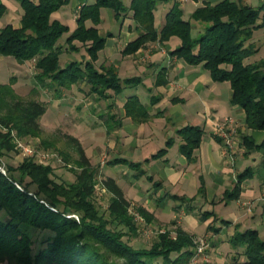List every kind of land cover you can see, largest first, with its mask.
<instances>
[{
    "label": "trees",
    "instance_id": "trees-1",
    "mask_svg": "<svg viewBox=\"0 0 264 264\" xmlns=\"http://www.w3.org/2000/svg\"><path fill=\"white\" fill-rule=\"evenodd\" d=\"M17 1L24 11L21 27L7 25L0 29V55L12 57L19 64L34 61L39 87L32 89L30 96H21L13 88L14 77L7 84L0 83L1 156L16 147L13 131L21 138L41 139L40 120L47 111V104L36 98L41 88L61 95L63 90L83 81L91 94L106 99L109 91L120 95L142 83L138 77L122 80L113 66L96 65L106 44V37L98 29L103 8L111 9L117 19L131 14L134 20L139 36L126 45L123 55H133L147 43L165 45L172 37L179 38L180 46L169 50V56L191 66L202 65L214 82H229L232 103L244 110L247 128L264 130V1L257 7L243 0L205 4L196 8L188 19L175 1L165 15L163 26L157 30L154 11L158 4L169 0H132L130 6L124 0H95L80 8L77 28L71 33L67 25L52 19L53 13L71 0ZM6 11V6L0 4V19ZM88 21L93 26L88 27ZM194 23L203 27L198 35H194ZM68 33L65 44L61 45ZM111 36L112 33L107 34ZM76 43L84 46L87 55L81 61H70L61 67V55L65 51L80 52ZM159 100L152 99L148 107L139 96L132 95L124 104L126 116L145 123L151 119V109ZM177 134L182 138L180 152L191 159L200 147L203 129L186 126ZM69 138L76 146L79 155L76 167L80 168L79 172L72 169L76 175L71 183L55 181L54 168L33 158L22 161L17 168L7 167L6 175L0 171V212L6 213V218L0 219V264H190L196 251L195 237L180 227L175 229L174 236L170 232L159 233L150 248H134L124 240L138 232V224L130 213L131 202L115 179L97 180V169L82 145L76 138ZM172 142L170 139L168 144ZM244 143L248 148L264 150V140L256 145L246 136ZM41 144L51 146L42 139ZM166 152L163 149L153 158ZM109 164L138 166L125 159ZM253 174L252 170L241 173L234 189L225 195L226 201L236 199L242 182ZM98 183L110 195L103 213L94 198ZM136 211L147 223L153 222V214L145 208L137 207ZM71 215H77L79 221ZM31 229L46 236L36 251ZM231 243L234 248L246 245L242 253L245 264H264V240L257 230L237 232Z\"/></svg>",
    "mask_w": 264,
    "mask_h": 264
},
{
    "label": "crops",
    "instance_id": "crops-1",
    "mask_svg": "<svg viewBox=\"0 0 264 264\" xmlns=\"http://www.w3.org/2000/svg\"><path fill=\"white\" fill-rule=\"evenodd\" d=\"M131 1L124 0L127 6ZM175 1L180 3L184 17L188 19L196 8L205 4L215 5L222 0L162 2L154 11L157 30L163 26L165 15ZM263 1L243 0L252 7ZM94 2L71 0L53 13L52 19L67 25L71 33L77 28L78 7ZM0 4L7 8L0 19V29L7 25L20 28L24 14L20 3L17 0H0ZM87 26H93L92 22L88 21ZM193 27L194 35L203 31L198 23ZM98 29L99 34L106 37L105 48L99 52L96 62L98 68L113 66L122 80L138 77L142 83L125 89L120 95L109 91V97L105 99L91 94L87 83L81 81L71 89L63 90L61 95L41 88V96L48 95L50 99H37L50 103L46 113L61 107L67 97L68 106L74 99L85 103L82 112L85 117H90L93 128H96L90 130L89 135L93 138L90 136L88 145H97L96 150H87L86 156L96 162L102 155L107 158L103 178L115 179L132 207L145 208L159 222L172 220L175 228L180 227L196 240H208L206 264H245L242 253L246 245L234 248L231 240L235 233L250 229L257 230L264 240V150L248 148L244 137H250L259 145L264 140V130L247 128L244 110L232 103L229 82H214L202 65L191 66L169 56V50L180 46L179 38L172 37L165 45L147 43L137 53L125 56L122 52L126 45L139 36L131 14L117 19L111 9L103 8ZM70 33L63 36L61 45L65 44ZM108 33L112 36L107 37ZM76 44L79 47V43ZM86 55L85 48L78 53L65 51L61 57L66 56L68 61L62 64L60 60L61 67L70 61H81ZM3 57L0 55L2 62ZM30 62L16 64L25 67ZM37 73L36 69L30 90L39 87ZM14 76L15 73L12 74ZM17 81L20 83V79ZM132 95L139 96L148 107H151L152 99L160 98L151 109L149 121L137 123L126 116L124 104ZM85 117L81 120L89 126L90 122H86ZM228 118L234 121L228 129L225 127L227 132L233 130L232 148L218 132ZM186 126H198L204 131L200 147L191 159L179 150L182 138L177 131ZM170 139L173 141L171 145L168 144ZM163 149L167 150L164 156L153 158ZM119 159L138 166L109 164ZM247 170H252L253 176L242 182L236 199L226 201L225 195L234 189L238 176ZM206 213L210 216H205Z\"/></svg>",
    "mask_w": 264,
    "mask_h": 264
},
{
    "label": "rangeland",
    "instance_id": "rangeland-1",
    "mask_svg": "<svg viewBox=\"0 0 264 264\" xmlns=\"http://www.w3.org/2000/svg\"><path fill=\"white\" fill-rule=\"evenodd\" d=\"M79 12V9H77ZM78 17V14H77ZM261 40V39H259ZM63 40H61L62 42ZM80 49L83 50L84 46L80 43L78 44ZM3 62L0 61V83L7 84L12 78V74L15 73V83L13 88L16 90L18 94L21 96H25L26 94H30L32 90L31 87L33 85V78L35 77L36 68L35 62L31 61L30 63H26L25 67H19L16 64V60L12 57H3ZM64 61H68L66 56L61 57V63L63 64ZM17 70V71H16ZM33 76V77H32ZM20 79V83L17 81ZM46 93V92H45ZM69 94V93H68ZM66 94V96H68ZM27 96V95H26ZM30 96V95H29ZM28 96V97H29ZM41 97L45 100H49L50 97L41 96L39 93L36 98L41 99ZM72 98V97H69ZM80 98H82L80 96ZM65 102V103H64ZM61 107H58L52 110L51 112L46 113L42 116L40 120V126L42 129V140H46L48 142L49 147H45V145L41 144V139L28 137V138H21L17 135L16 131L12 132L13 143L16 145L14 150L7 152L5 156L0 155V161L2 166L5 167L7 171V167L17 168L22 163V161L26 160L27 158H33L35 162L44 164V165H51L54 168V176L53 178L57 182L66 181L71 183L75 180L76 173L72 171V169L80 171V168L76 167L77 160L79 159V155L76 149L75 144L71 141L69 137L76 138L80 144L82 145L85 153L87 154V150H96V144L90 146L88 145L91 139L93 138L91 135V131L93 129L92 120L90 117L87 118L82 112V105L84 106L85 103H82L81 100L74 99L73 102L68 106V97L64 101ZM46 104L49 106L50 103L46 101ZM103 105V104H101ZM79 107L78 109H76ZM85 117L86 122H90L89 126L85 124L81 120V118ZM90 119V120H88ZM91 130V131H90ZM91 136V139H90ZM23 143L28 147H32L36 154L32 156L31 154H26L22 148L18 147V143ZM92 147V148H91ZM88 151V152H89ZM48 153L50 154L49 159H44L42 156L43 154ZM100 158L98 162L96 160H92L94 164H92L97 169V180L100 182L103 177V166L106 164L108 165L107 158ZM90 160V162H91ZM120 169V168H117ZM15 175L18 177L20 175L19 171H15ZM95 200L97 203V207L103 213L107 209L108 202L110 199V195L100 187L99 183L96 185L95 188ZM130 213L133 215L134 221L138 224V232L136 236H126L124 238L125 241H128L134 248H150V246L155 241L157 235L159 233L170 232L171 235H175V224L171 221L169 222H159L154 220L152 223H147L145 219L137 213L136 208L132 207ZM76 216L77 218H75ZM154 216V215H153ZM70 217V216H68ZM79 221V217L77 215H71ZM6 213L4 211L0 212V219H5ZM172 219V217H170ZM34 239L36 240L35 251L39 247V243L46 237L45 233L36 232L34 229H31ZM196 238H194L195 242V249H196ZM208 241V240H207ZM209 250V247L207 251ZM206 251V252H207ZM209 256V255H208ZM199 264H206L208 262H202L200 260ZM2 264H8L4 262ZM190 264H193L192 261Z\"/></svg>",
    "mask_w": 264,
    "mask_h": 264
},
{
    "label": "built area",
    "instance_id": "built-area-1",
    "mask_svg": "<svg viewBox=\"0 0 264 264\" xmlns=\"http://www.w3.org/2000/svg\"><path fill=\"white\" fill-rule=\"evenodd\" d=\"M81 7H78V9L80 10ZM234 124V121L231 118H228L225 120V123L222 128H219L218 132L221 134V136H223V138L226 140L227 146L229 148L233 147V142L231 140V135H233V130H229L230 132L226 131V128L228 129V126H231ZM226 127V128H225ZM18 147L22 148V150L26 153V154H31L32 156H34L36 154V151H34V149L32 147H28L27 145L23 144V143H18ZM44 159H49L50 154L45 153L42 156ZM0 171L3 174H7V171L5 169V167L2 166V163L0 161ZM17 186L19 188H21L18 184ZM75 218H77L76 216H74ZM78 219V218H77ZM209 247V243L206 239H198L196 241V251H195V255L192 259V263L193 264H199V262H201L200 260H202V262H208V255H207V249Z\"/></svg>",
    "mask_w": 264,
    "mask_h": 264
}]
</instances>
